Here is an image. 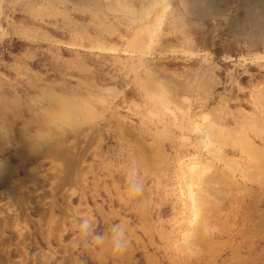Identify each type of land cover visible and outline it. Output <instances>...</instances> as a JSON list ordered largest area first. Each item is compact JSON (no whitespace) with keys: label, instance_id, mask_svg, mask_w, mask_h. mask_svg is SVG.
<instances>
[{"label":"rangeland","instance_id":"obj_1","mask_svg":"<svg viewBox=\"0 0 264 264\" xmlns=\"http://www.w3.org/2000/svg\"><path fill=\"white\" fill-rule=\"evenodd\" d=\"M77 151L154 264H264V0H0V159Z\"/></svg>","mask_w":264,"mask_h":264},{"label":"crops","instance_id":"obj_2","mask_svg":"<svg viewBox=\"0 0 264 264\" xmlns=\"http://www.w3.org/2000/svg\"><path fill=\"white\" fill-rule=\"evenodd\" d=\"M78 151L67 152L69 168L65 158L48 165L38 160L0 159L4 162L0 173V264L155 263L138 232L142 225L137 202L132 195L126 198L90 191L86 152ZM144 206L147 213L146 199ZM82 218L92 225L88 235L78 229ZM113 225L125 229L127 246L120 252L112 249ZM148 225L150 229L152 223ZM93 234L104 235V243L96 244ZM138 250L141 261L136 260Z\"/></svg>","mask_w":264,"mask_h":264},{"label":"clouds","instance_id":"obj_3","mask_svg":"<svg viewBox=\"0 0 264 264\" xmlns=\"http://www.w3.org/2000/svg\"><path fill=\"white\" fill-rule=\"evenodd\" d=\"M3 161H0V173L3 172ZM78 229L84 233L85 235H88L92 232V225L88 219L82 218L79 222ZM112 233L111 237V244L113 251L120 252L125 250L127 246V241L125 239V229L121 225H113L110 229ZM106 237L102 234H93V240L96 244H103Z\"/></svg>","mask_w":264,"mask_h":264},{"label":"bare ground","instance_id":"obj_4","mask_svg":"<svg viewBox=\"0 0 264 264\" xmlns=\"http://www.w3.org/2000/svg\"><path fill=\"white\" fill-rule=\"evenodd\" d=\"M163 3H164V2H163ZM166 3H167V2H166ZM164 4H165V3H164ZM157 18H159V16H158ZM160 18H161V17H160ZM161 20H162V18H161ZM158 22H159V19H157L156 23H158ZM159 23H160V22H159ZM155 30H156V29H155ZM154 32H155V31H154ZM152 34H153V32H152ZM157 93H158V92H157ZM159 93H160V92H159ZM161 93H162V92H161ZM158 95H159V94H158ZM158 95H157V96H158ZM160 95H161V94H160ZM160 95H159V96H160ZM63 152L65 153L66 151H63Z\"/></svg>","mask_w":264,"mask_h":264}]
</instances>
